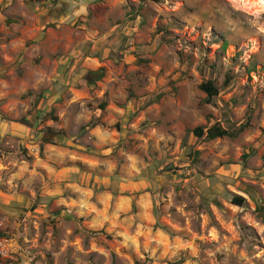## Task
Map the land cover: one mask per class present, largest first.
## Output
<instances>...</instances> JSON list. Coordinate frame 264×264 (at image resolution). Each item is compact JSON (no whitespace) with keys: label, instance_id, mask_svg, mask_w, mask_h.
Instances as JSON below:
<instances>
[{"label":"rangeland","instance_id":"rangeland-1","mask_svg":"<svg viewBox=\"0 0 264 264\" xmlns=\"http://www.w3.org/2000/svg\"><path fill=\"white\" fill-rule=\"evenodd\" d=\"M261 199L264 0H0V264H264Z\"/></svg>","mask_w":264,"mask_h":264},{"label":"trees","instance_id":"trees-1","mask_svg":"<svg viewBox=\"0 0 264 264\" xmlns=\"http://www.w3.org/2000/svg\"><path fill=\"white\" fill-rule=\"evenodd\" d=\"M201 89L203 92L207 94L208 96L207 103H210V104L213 103V99L217 97L219 94V90L216 88L213 82H208L202 85ZM248 126H249L248 124L241 126L239 130L236 132H230L217 125L208 129L206 133H205L204 128H197L193 132L198 139H202L206 136L205 139L207 141H215V140L223 139V138H231V139L235 138L238 134L243 133L248 128ZM247 157L248 156L244 157V160H246ZM232 204L237 207H244L246 205V200L243 197L236 196L233 199ZM257 213L259 217L262 219V221L264 222V199H261L259 201V204L257 207ZM1 236L2 235L0 234V237Z\"/></svg>","mask_w":264,"mask_h":264},{"label":"crops","instance_id":"crops-1","mask_svg":"<svg viewBox=\"0 0 264 264\" xmlns=\"http://www.w3.org/2000/svg\"><path fill=\"white\" fill-rule=\"evenodd\" d=\"M122 204L121 207H118V210H122ZM82 212H86L87 210H81ZM118 213V212H117ZM96 222V221H95ZM98 222V221H97ZM97 222L95 223V226H97ZM131 243L133 244V246L137 247V245L135 244L136 241L138 242V250L140 251H144V253H148L146 252V250H152V248L156 247L159 251H163L164 248L170 246L168 245L170 240L168 239V237L162 233H159L158 235H152L148 233V236L145 237H140L139 235L133 237L131 240ZM174 250V249H173Z\"/></svg>","mask_w":264,"mask_h":264},{"label":"built area","instance_id":"built-area-1","mask_svg":"<svg viewBox=\"0 0 264 264\" xmlns=\"http://www.w3.org/2000/svg\"><path fill=\"white\" fill-rule=\"evenodd\" d=\"M6 245L7 244H3V243L0 244V254L3 255V256L7 255ZM34 259L35 258L29 259V261L33 263Z\"/></svg>","mask_w":264,"mask_h":264},{"label":"water","instance_id":"water-1","mask_svg":"<svg viewBox=\"0 0 264 264\" xmlns=\"http://www.w3.org/2000/svg\"><path fill=\"white\" fill-rule=\"evenodd\" d=\"M57 135L53 134V133H49L47 135H45V138L48 139L49 141H51L52 139L56 138Z\"/></svg>","mask_w":264,"mask_h":264}]
</instances>
